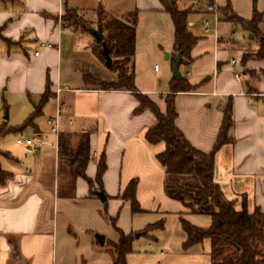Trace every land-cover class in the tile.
Returning <instances> with one entry per match:
<instances>
[{
    "label": "crops",
    "instance_id": "0c3cea01",
    "mask_svg": "<svg viewBox=\"0 0 264 264\" xmlns=\"http://www.w3.org/2000/svg\"><path fill=\"white\" fill-rule=\"evenodd\" d=\"M227 1L243 19L251 17L253 7L264 13V0H177L179 8L190 10L187 30L198 39L188 59L179 65L180 75L195 88L176 93L175 124L195 149L209 152L221 124L222 108L230 100L232 142L214 154V181L227 199L235 201L236 208L244 202L248 211L258 207L264 212V74L260 73L264 61L252 56L258 40L250 38L240 24L223 19L219 9ZM99 6L113 15L137 11L134 84L165 111L171 60L176 55L173 57L172 22L159 0H0V88L6 82L19 81L18 90L36 101L49 81L54 110L47 114L44 105L40 116L46 117L49 126L48 120L58 109L60 131L71 133L72 146L79 132H90L88 178L94 179L102 153L106 163L101 189L104 202L90 193L82 178H76L72 196L60 198L56 135L43 134L37 119L20 129L29 130L42 144L36 149L0 150L5 160L14 163L0 168L8 173L0 181V264H113L112 244L119 233L109 217L116 218V226L125 234L164 220L161 229L134 238L126 264H211L208 239L182 247L186 234L180 217L202 228L209 225L210 217L189 213L164 193V168L156 159L164 143L151 144L144 137L155 123L154 115L149 110L134 114L138 101L129 91L87 88L82 73L77 72L73 46L65 45L82 33L97 43L89 32L61 26L64 8L91 11ZM202 19L209 22L210 29H204ZM261 26L264 29V21ZM41 42L51 47L34 55L38 50L31 52L30 46ZM63 47L69 49L64 66ZM57 83H66L67 88L56 94ZM131 179H136L140 207L136 213L131 212L128 201L116 198ZM98 234L103 235L102 244ZM10 235L15 236L20 259Z\"/></svg>",
    "mask_w": 264,
    "mask_h": 264
},
{
    "label": "trees",
    "instance_id": "16d2710c",
    "mask_svg": "<svg viewBox=\"0 0 264 264\" xmlns=\"http://www.w3.org/2000/svg\"><path fill=\"white\" fill-rule=\"evenodd\" d=\"M162 8L168 13L173 26V57L179 53L181 63L188 59L191 47L197 37L187 30L188 8L178 7L177 0H159ZM255 2V0H253ZM224 20L238 23L257 41V51L252 55L264 61V13L255 7L249 19L239 17L232 9L229 1L219 9ZM60 23L64 28L89 32L90 29L99 30L102 40L108 48L112 59L109 69L114 73L112 78H104L99 73L90 72L86 67L80 69L82 81L87 88L98 90L129 91L138 101L133 113L137 114L149 110L155 117V123L145 131L147 142L164 143V148L156 154L157 161L164 168L163 190L167 197L179 201L191 214H203L210 217V223L202 228L192 225L180 217V225L186 234L182 244L184 249L208 239L210 242L211 264H264V212L258 207L248 211L244 202L241 208H236L235 201L227 199L218 184L214 181V154L225 143L232 142L230 128L233 125L232 103L227 101L222 108L221 124L214 143L209 152L195 149L185 138L175 124L176 111L174 97L177 92L191 91V85L183 76L171 77L169 92L164 96L165 111L161 112L157 105L146 95L137 91L134 84L133 55L135 45V27L137 11L113 15L101 6L82 11L65 7L60 15ZM101 44H93L92 51L97 60L104 65L101 54ZM247 58L244 56L243 59ZM172 66L174 58L171 60ZM76 65V64H75ZM264 74V68L260 71ZM53 96L49 81L44 91L36 101L31 100L32 111L26 118L8 130H20L33 125L34 120L42 112L43 106ZM5 132L0 128V136ZM89 131L79 132L75 145L70 142L71 133L60 131L57 136V150L60 165V180L58 194L72 196L76 178L84 179L90 188V193L98 188L102 189V175L106 169L105 155L102 153L96 163L94 179L85 174L87 163L90 161ZM8 156V153H5ZM8 173L0 169V181ZM96 185V186H95ZM136 179H131L125 188L116 196L130 204L132 213L140 211L135 197ZM110 224L119 233V239L112 244L115 261L113 264H126V256L132 252L131 243L138 234L144 235L153 229H161L164 220L148 224L140 231L125 234L116 226V218L109 217ZM137 236V237H138ZM14 253L20 259L15 236H9Z\"/></svg>",
    "mask_w": 264,
    "mask_h": 264
},
{
    "label": "rangeland",
    "instance_id": "374dc122",
    "mask_svg": "<svg viewBox=\"0 0 264 264\" xmlns=\"http://www.w3.org/2000/svg\"><path fill=\"white\" fill-rule=\"evenodd\" d=\"M65 42V41H64ZM91 42V44H90ZM94 41L91 40V37L88 33H82L73 36L71 41L66 42L65 45L67 47L73 48L72 50L75 52V64L81 68H87L90 72L99 73L104 78H112L114 76V73L105 65L100 63L95 54H93L92 51V45ZM1 44V42H0ZM64 46V45H63ZM65 47V46H64ZM62 49V65H67L68 63V50ZM69 47V48H70ZM31 52L35 49L40 51L43 49L41 46H36L35 44L30 46ZM71 50V49H70ZM71 52V51H70ZM158 68V64H156ZM77 72L81 74L80 69L76 68ZM253 74V73H251ZM22 82V80H21ZM21 83L18 81L11 82L8 84V82L4 83L2 87L0 88V128L3 127L5 132L0 136V150H17L20 148H25V145L17 144V139H25V138H33L36 137V135H31L27 131H20V130H8L11 127L16 126V124H19L29 113V111L32 110V104H31V96L26 91H20L18 88L20 87ZM33 98V97H32ZM46 106V112L47 114H50L54 110V99L50 97L48 101L45 104ZM45 112V114H46ZM5 114H7V117L5 118ZM36 119L39 121L40 129L42 130L43 134H49L51 133L49 130V126L46 123V117L43 116H37ZM54 135V134H53ZM0 163H1V169L6 168L8 165L14 164L13 162L9 160H5V158L2 157L0 154ZM59 197L61 198L62 195L59 194Z\"/></svg>",
    "mask_w": 264,
    "mask_h": 264
},
{
    "label": "built area",
    "instance_id": "2783aa9c",
    "mask_svg": "<svg viewBox=\"0 0 264 264\" xmlns=\"http://www.w3.org/2000/svg\"><path fill=\"white\" fill-rule=\"evenodd\" d=\"M209 10H213L212 6H208ZM202 25L204 27L205 30L210 29V24L206 19H202ZM41 47H51V44L49 43H44L41 42L40 43ZM39 51H34V55H38ZM230 63H234V59H231ZM155 69H157V66H154ZM240 76L236 75V79H239ZM62 88H67V84L66 83H57L56 84V89H55V93L58 94ZM68 123H72V120L70 119L68 121ZM48 124H49V130L51 133H53L54 135H56V138L58 136V134L60 133V129L62 126V122L59 116V110H56V115L54 117H52L50 120H48ZM17 144H22L25 145L26 147H30V148H38L41 144L42 141H38L35 140L34 138H25V139H17L16 141Z\"/></svg>",
    "mask_w": 264,
    "mask_h": 264
},
{
    "label": "water",
    "instance_id": "95a60500",
    "mask_svg": "<svg viewBox=\"0 0 264 264\" xmlns=\"http://www.w3.org/2000/svg\"><path fill=\"white\" fill-rule=\"evenodd\" d=\"M89 33L92 34V36L94 37L97 44H99V43L101 44V46H102L101 54L104 57V65L109 68L111 66L112 59L109 55L108 48L106 47L105 43L102 40V33L96 29H90ZM248 36L250 38L253 37L252 34H249ZM164 55H165V57H168L167 52H165ZM180 63H181V55L179 53H177L176 56L174 57V63L172 66V72H171L172 77L180 76V71H179ZM6 117H7V114H5V118ZM93 192L100 199V201L104 202L106 200V195L104 194V192L101 189L94 190ZM135 236L137 237L138 234H136ZM96 238L100 244L103 243V235L98 234V235H96Z\"/></svg>",
    "mask_w": 264,
    "mask_h": 264
}]
</instances>
